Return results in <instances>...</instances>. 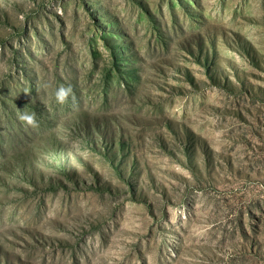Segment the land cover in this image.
Wrapping results in <instances>:
<instances>
[{
    "label": "rangeland",
    "instance_id": "obj_1",
    "mask_svg": "<svg viewBox=\"0 0 264 264\" xmlns=\"http://www.w3.org/2000/svg\"><path fill=\"white\" fill-rule=\"evenodd\" d=\"M0 264H264V0H0Z\"/></svg>",
    "mask_w": 264,
    "mask_h": 264
},
{
    "label": "clouds",
    "instance_id": "obj_2",
    "mask_svg": "<svg viewBox=\"0 0 264 264\" xmlns=\"http://www.w3.org/2000/svg\"><path fill=\"white\" fill-rule=\"evenodd\" d=\"M45 90H47L48 88L51 87L50 84L48 83H45L43 86H42ZM72 94V89L70 86L68 87H65V86H60L58 88L55 89V92H54V99L55 101L58 103V104H65L69 97L71 96ZM18 119L26 124L27 126H30L32 128H36L38 127V122L36 120V116L34 113H28V112H21L19 115H18Z\"/></svg>",
    "mask_w": 264,
    "mask_h": 264
}]
</instances>
